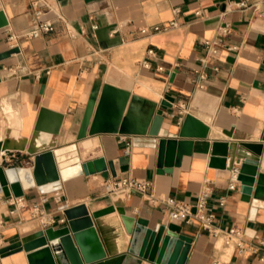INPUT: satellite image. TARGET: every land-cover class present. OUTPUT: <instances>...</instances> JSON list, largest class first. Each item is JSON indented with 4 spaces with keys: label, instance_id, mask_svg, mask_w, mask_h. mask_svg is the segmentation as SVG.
Returning a JSON list of instances; mask_svg holds the SVG:
<instances>
[{
    "label": "crops",
    "instance_id": "1",
    "mask_svg": "<svg viewBox=\"0 0 264 264\" xmlns=\"http://www.w3.org/2000/svg\"><path fill=\"white\" fill-rule=\"evenodd\" d=\"M257 1L0 0V160L33 168L36 154L68 149L80 163L105 158L114 165V172L79 173L49 193L37 186L22 198L0 193V249L63 227L64 209L85 203L91 212L115 208L95 219L109 258L129 251L131 235L122 219L127 215L148 220L152 229L181 225L193 240L187 264H264V198L244 201L238 181L230 188L238 160L233 170L210 166L216 142L263 143L264 3L255 9ZM242 2L247 7L240 8ZM42 21L52 22L54 31L28 38ZM173 21L177 28L153 32ZM223 27L231 49L219 47L213 55L204 42L217 41ZM105 84L142 99L132 108L129 101L124 121L130 127H143L151 109L165 117L157 139L107 133L77 138L89 103L97 106ZM187 115L206 124L208 135L188 138L192 154L179 166L164 164L170 171L159 173V141L180 138ZM231 130L232 137L224 133ZM123 157L127 172L121 171ZM123 177L147 183L145 192L109 193L106 183ZM202 192L210 193L215 227L241 230L242 244H227L198 221L171 219L166 200L194 212ZM0 264H27L26 253L0 255Z\"/></svg>",
    "mask_w": 264,
    "mask_h": 264
},
{
    "label": "water",
    "instance_id": "2",
    "mask_svg": "<svg viewBox=\"0 0 264 264\" xmlns=\"http://www.w3.org/2000/svg\"><path fill=\"white\" fill-rule=\"evenodd\" d=\"M131 107L135 101H141L138 96H132L129 91L110 84H105L96 106L95 100L89 103L78 139L88 135L121 134L133 136H149L157 139L165 117L161 113L155 115L151 109L145 119V125L134 129L124 121V114L129 101ZM154 106V103H152ZM162 105L171 108L168 101ZM155 107V106H154ZM130 110V109H129ZM39 126L37 127V130ZM209 127L192 115H187L179 132L180 138H161L159 141V173L169 172L162 169L164 164L179 166L185 155L193 152L194 141L188 138H206ZM232 137L233 130L224 131ZM263 143H228L216 142L212 148L210 166L222 169H234L238 160V182L241 184L243 200L251 202L252 198H264V173L259 172ZM0 144V148H1ZM16 158L11 157V161ZM4 157L0 160V193L5 197L22 198L25 189L38 187L43 193L60 189L62 186L59 167L54 151L38 153L33 159V186L25 188L18 177L20 169L9 166ZM121 171H128V159H120ZM81 173L92 175L107 171L110 167L114 172L112 162L107 163L105 158H98L86 163H80ZM115 175V173H114ZM51 185L50 190L43 187ZM114 207H108L91 212L85 203L64 209L66 223L63 227H49L38 232L34 237L25 241H18L0 249V255L6 257L20 252L26 253L27 264H143L148 261L153 264H187L192 239L182 234V226L176 223L149 227V221L143 218L135 219L123 215L122 219L128 233L131 235L129 251L116 258H109L104 243L95 225V219L114 212Z\"/></svg>",
    "mask_w": 264,
    "mask_h": 264
},
{
    "label": "built area",
    "instance_id": "3",
    "mask_svg": "<svg viewBox=\"0 0 264 264\" xmlns=\"http://www.w3.org/2000/svg\"><path fill=\"white\" fill-rule=\"evenodd\" d=\"M264 3V0H258L255 2L252 6L255 7V9H258L260 5ZM240 8L247 7V3L242 2L238 5ZM41 13L38 11L36 12V15L39 16ZM198 16L201 15L200 12L196 13ZM178 27V23L176 21H173L167 25L164 26H157L153 28L154 33H161L170 31L172 29H175ZM55 27L54 24L50 21H42L37 24V26L30 31L27 34L28 38H36L43 34L50 33L54 31ZM143 33H147L146 30L143 31ZM228 33V27L222 28V37H220L217 41H205L204 45L207 47L208 52H210L213 55H216L218 53V48H229L227 43L224 41V37ZM148 55H155L154 49L148 50ZM131 143H127V150L130 149ZM233 182L230 185L231 189L236 188V183L238 181V168H235L233 171ZM106 187L108 189L109 193H115L118 191L126 190L130 193H137V192H145L147 188V183H144L142 181H139L137 179L123 177V178H114L112 181H109L106 183ZM209 192H202L199 197L198 201L195 205V211H192V208L190 205L184 204L180 201H177L176 199L170 198L166 200V204L171 209V219L173 221L178 222H184V223H193L195 221H198L203 228H206L210 231V233L214 237H221L224 236L226 238V243L229 244L231 242H237L239 245L243 243L244 233L236 228H230V229H219L216 228L214 225V215L209 213L208 211V202H209ZM223 205L224 203L221 202ZM38 208H36V213H41ZM66 223V219L62 220Z\"/></svg>",
    "mask_w": 264,
    "mask_h": 264
},
{
    "label": "bare ground",
    "instance_id": "4",
    "mask_svg": "<svg viewBox=\"0 0 264 264\" xmlns=\"http://www.w3.org/2000/svg\"><path fill=\"white\" fill-rule=\"evenodd\" d=\"M68 151V149H65L56 153V160L60 171L61 182L66 181L69 178L81 173L80 159L78 158L76 151H73L71 153H69ZM62 159L65 160L62 161ZM18 177L21 179L25 188L33 186V176L30 169H20ZM51 187V185L45 186L43 187V190H50Z\"/></svg>",
    "mask_w": 264,
    "mask_h": 264
}]
</instances>
